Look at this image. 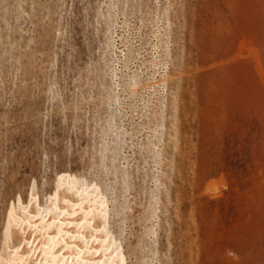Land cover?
Here are the masks:
<instances>
[{
  "label": "rangeland",
  "instance_id": "374dc122",
  "mask_svg": "<svg viewBox=\"0 0 264 264\" xmlns=\"http://www.w3.org/2000/svg\"><path fill=\"white\" fill-rule=\"evenodd\" d=\"M60 180L124 264H264V0H0L4 261Z\"/></svg>",
  "mask_w": 264,
  "mask_h": 264
},
{
  "label": "bare ground",
  "instance_id": "6f19581e",
  "mask_svg": "<svg viewBox=\"0 0 264 264\" xmlns=\"http://www.w3.org/2000/svg\"><path fill=\"white\" fill-rule=\"evenodd\" d=\"M63 193L74 196V202ZM7 220L4 242L11 243L18 233L23 243L20 248L6 243V258L12 262L0 257V264H124L108 233L106 205L96 191L75 181H58L57 194L45 209L33 194L29 205L18 204Z\"/></svg>",
  "mask_w": 264,
  "mask_h": 264
}]
</instances>
